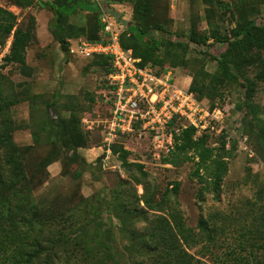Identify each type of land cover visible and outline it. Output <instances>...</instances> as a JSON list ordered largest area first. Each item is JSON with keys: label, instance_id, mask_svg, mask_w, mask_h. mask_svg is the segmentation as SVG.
Wrapping results in <instances>:
<instances>
[{"label": "rangeland", "instance_id": "374dc122", "mask_svg": "<svg viewBox=\"0 0 264 264\" xmlns=\"http://www.w3.org/2000/svg\"><path fill=\"white\" fill-rule=\"evenodd\" d=\"M52 1L35 0L31 7L24 9L15 0H1V5L17 16L18 24L27 26L34 19L36 28L35 39L26 53L29 76L16 65H5L3 61L12 39L5 46L0 45V87L6 96L19 100L8 112L13 123V142L25 157L27 179L17 186L26 196L25 212L30 214L31 203L41 209L42 215L64 212L72 217L66 227L54 224L60 230L67 229L68 240H59L55 231L48 233L54 234L53 250L57 256L71 259L74 264H150L149 258L129 257L126 247L131 241V231L151 234L156 224L166 225L167 220L173 227L181 225L191 235L188 250L196 259L208 264H264V149L259 148L250 126L242 123L244 113L238 105L244 100L245 89L218 76L214 78L216 88L212 89L214 99L211 101L230 108L226 125L231 140L224 141L215 134L209 135L208 139L209 146L215 148L216 153L222 152L228 162V173L219 195L204 193L206 196L201 198L202 185L196 176L197 160L175 166L168 164L164 159L170 156L174 147L169 154L157 159L150 138L143 134L127 136L119 145L129 152L127 165L119 151L117 159L104 166L99 159L101 151L92 149L101 142L97 126L109 113L108 77L104 70L91 68V60L73 58L61 51L49 29L54 19L50 9ZM220 1L233 3V0ZM208 8L203 0H157L156 14L169 27L171 40L177 41L187 38L193 25L199 35H205L208 26L209 32L214 27L224 35L228 23L240 13L258 23L264 22V0H248L247 9L236 8L237 14L235 8L228 10L225 5L214 6L213 26L207 20ZM91 20L89 13L84 11L71 19L75 25H85ZM205 50L208 48L191 49L186 67L173 66L177 77L186 85L192 84L193 72L202 66L211 74L218 72L217 61L199 53ZM222 50L218 44L210 47V52L218 56ZM162 54L163 66L169 67L171 58L167 48ZM24 82L26 87L22 92L18 85H24ZM56 99L57 113L48 111L47 105ZM254 101L264 115V82L258 84ZM72 105L77 106L82 129L90 138V147L79 151L87 165L81 160L75 164L64 153L62 161L46 168L45 160L57 146L50 140L51 130L44 128L59 121L60 116H70L68 112L74 108ZM180 127L181 122L173 126L175 130ZM3 128L0 123V131ZM34 132H41L39 139L34 137ZM201 136L196 134V137ZM0 158H5L3 151H0ZM77 171L81 172V177L76 175ZM4 197L6 199L1 196L0 201L12 199V194ZM145 198H153L155 208L148 206ZM16 204L17 201L12 200V204H1L0 208L6 211ZM203 219L208 223L209 234L200 228ZM48 223L52 224L51 221ZM179 237L186 246L183 236L179 234ZM77 243L88 247L95 244L101 248L88 253L76 246ZM253 243L257 245L252 247ZM109 246L115 247V251Z\"/></svg>", "mask_w": 264, "mask_h": 264}, {"label": "trees", "instance_id": "16d2710c", "mask_svg": "<svg viewBox=\"0 0 264 264\" xmlns=\"http://www.w3.org/2000/svg\"><path fill=\"white\" fill-rule=\"evenodd\" d=\"M15 1L25 9L31 7L35 0ZM121 1L123 0H103L104 4H102L100 0H53L50 9L54 13V19L49 25V29L54 39L59 43L61 51L65 55L75 58L69 52V41L82 37H86L90 41L108 42L102 32L101 6L108 9L113 2ZM203 1L209 6L206 16L212 26L213 16H215V12L212 10L214 6L222 7L225 5L228 10L235 8L237 14V9L246 10L248 3V0H233L232 4H223L220 0ZM94 7H97V10ZM156 7L157 0H133V21L127 23L126 29L120 36L122 47L125 50H132L133 55L141 59L139 64L141 67L150 66L158 74H163L167 69L177 65L186 67L188 65L187 55L191 49L208 48V50L199 51V53L211 56L213 60L217 61L218 72L211 74L203 66L194 71L190 87L191 92L196 95L199 101L210 106L211 109L216 107L227 109L228 117L229 106L211 101L214 99L212 89L216 88L214 78L218 76L229 84H240L245 89L244 100L238 105L241 112L244 113L242 123L246 127L250 126L257 137L259 148L264 149V115L261 114L254 101L258 84L264 82V22L258 23L246 14L240 13L238 18H234L228 23L227 32L224 35L214 27L212 32H209V26L205 35H199L195 25H193L190 35L177 41L171 40L172 34L169 27L157 16ZM80 11L89 13L92 20L85 25L72 23V17ZM232 13L235 15V11ZM35 28L34 19L27 26L18 24L17 16L5 9L0 0V45L5 46L9 39H12L9 52L4 56L3 61L5 65H16L24 75L28 76L30 72L26 53L35 39ZM213 44L223 47L219 56L210 52V47ZM165 48H167L168 56L171 58L169 67L163 66L164 56L162 52ZM81 60H91L89 66L104 70L107 77L113 72L110 56L96 55ZM250 74H253V77ZM25 83L18 85L22 92L26 87ZM109 90L111 92V88ZM206 100L211 103H207ZM18 101L17 98L13 99L6 96L3 88L0 87V123L4 126L0 131V151L5 153V158H0V197L6 199L5 194H12V199L0 201V207L1 204H12V200L17 201L14 206L17 209L15 211L11 207H8L6 211L0 208V264H74L70 261L71 259L64 260L57 256L58 253L53 250L56 244L53 240L54 234L48 235V233L55 231L59 240H68L69 234H65L67 229L62 228L60 230L55 228L58 225L54 227V224L59 223V225L66 227L67 222L72 219L71 215H66L64 212L42 215L41 209L31 203L30 214L25 212L26 196L22 194V189L17 188L21 185L22 180L27 179L23 164L25 157L13 142L14 129L11 127L13 123L9 118L10 112H8ZM57 103L58 100L56 99L48 104V111L54 110L57 113ZM108 104L109 113L104 120L109 119L112 115V102L108 100ZM73 107L68 112L70 116H60L59 121L55 120L50 127L44 128L45 131L51 130L50 140L57 146V150L47 156L44 163L46 168L53 163L62 161L64 153L69 155L75 164L81 160L87 165L79 151L89 148L91 142L89 135L82 129V120L78 116L77 106L74 105ZM59 114L61 115V113ZM175 124L176 122H173L171 127L173 128ZM97 127L101 133V142L97 145L99 147L102 144L103 126ZM40 134L41 132H34V137L39 139ZM196 134L197 130L193 126L180 127L179 132L175 131L174 150L164 161L175 166L188 160H197L196 176L202 185L200 197L204 198L206 196L204 193H214L213 195L217 196L228 173L227 158L222 152L216 153L215 148L209 146L208 139L212 133H205L201 137H196ZM220 136L224 141H227V137L230 135L224 130ZM114 151L115 153L122 152V160L127 165L129 152L119 145L114 146ZM99 159L103 162V157ZM138 167L141 168L142 166L138 165ZM76 175L81 177L82 174L77 171ZM144 201L148 206L155 208L156 202L153 198H145ZM50 221L52 224L48 223ZM155 222L154 220L153 223ZM200 228L203 232L210 233L208 223L204 219L200 221ZM146 234L137 230L131 231V241L126 247L129 251V257H146V259H150V264H208L196 259L190 253L188 249L191 247L187 244L191 235L187 234L185 228L179 224L173 227L166 220V225L158 223L154 226L151 234ZM179 234L183 236L186 246L182 243ZM44 240L46 245L43 244ZM50 240L53 242L51 245L48 243ZM255 245L257 244L253 243L252 247ZM76 246H80L88 253L101 248L95 244L88 247L77 243ZM110 249L115 251L116 248L112 246Z\"/></svg>", "mask_w": 264, "mask_h": 264}, {"label": "built area", "instance_id": "2783aa9c", "mask_svg": "<svg viewBox=\"0 0 264 264\" xmlns=\"http://www.w3.org/2000/svg\"><path fill=\"white\" fill-rule=\"evenodd\" d=\"M98 1V0H97ZM103 35L108 42L90 41L86 37L70 40L69 52L75 58L89 59L96 55L112 58L113 72L108 76L112 102L111 117L99 122L102 125L103 165L117 159L114 146L122 145L123 139L135 133L146 135L151 140L154 157L161 159L174 147L173 122H181V127L193 126L197 134L221 135L227 129V109H211L199 101L179 79L174 68L158 74L152 67H141V59L125 50L120 36L127 23L133 20V0L113 2L110 8L101 6ZM93 129V128H92Z\"/></svg>", "mask_w": 264, "mask_h": 264}, {"label": "crops", "instance_id": "0c3cea01", "mask_svg": "<svg viewBox=\"0 0 264 264\" xmlns=\"http://www.w3.org/2000/svg\"><path fill=\"white\" fill-rule=\"evenodd\" d=\"M95 149H97V150H100L101 151V149L99 148V147H97V148H94V149H92V150H95ZM81 150H83V149H81ZM101 153H102V151H101ZM102 155V154H101Z\"/></svg>", "mask_w": 264, "mask_h": 264}]
</instances>
